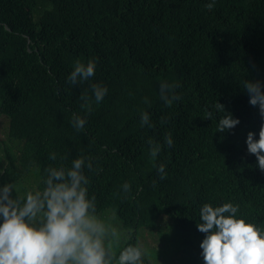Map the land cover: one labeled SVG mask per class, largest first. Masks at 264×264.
<instances>
[{
  "label": "trees",
  "instance_id": "1",
  "mask_svg": "<svg viewBox=\"0 0 264 264\" xmlns=\"http://www.w3.org/2000/svg\"><path fill=\"white\" fill-rule=\"evenodd\" d=\"M211 2L0 0V115L19 145L17 153L1 144L8 162L0 166V189L12 183L13 198L25 197L29 175L32 192L43 191L47 167L92 157L93 168H102L98 174L85 168L97 214L113 207L130 234L117 255L140 246L142 229L159 233L167 219L161 236L179 261L204 264L206 234L197 224L205 203L238 204L236 218L264 229V171L246 144L249 132L259 140L264 118L242 88L243 81L264 84V0H215L209 11ZM89 59L97 60L95 75L68 84L76 61ZM163 82L178 85L182 96L170 107L160 99ZM95 84L108 93L87 114L79 97L84 90L91 95ZM217 102L225 113L216 111ZM144 112L154 128L141 127ZM74 113L87 118L82 132L71 126ZM226 113L240 124L219 133ZM169 132L172 147L164 144ZM149 139L162 145L155 159ZM53 152L56 161L49 159ZM144 264H153L147 254Z\"/></svg>",
  "mask_w": 264,
  "mask_h": 264
},
{
  "label": "clouds",
  "instance_id": "2",
  "mask_svg": "<svg viewBox=\"0 0 264 264\" xmlns=\"http://www.w3.org/2000/svg\"><path fill=\"white\" fill-rule=\"evenodd\" d=\"M215 0L205 5L211 11ZM97 60L89 59L87 64L79 60L67 77L68 84L76 86L95 75ZM178 85L163 82L160 84V99L167 106L182 99L175 89ZM242 88L250 97L249 103L259 109L264 118V84L260 81H243ZM91 95L84 90L79 97L81 106L91 114L92 105L100 104L108 89L100 84L91 86ZM143 103L150 104L147 97ZM215 109L225 113V106L217 102ZM212 119L213 113H207ZM167 123L161 117V124ZM87 124L86 116L73 114L71 126L82 132ZM240 124V120L226 113L218 121L217 132L230 131ZM154 128L147 112L141 114V127ZM256 134L247 135L248 153L255 155L258 167L264 171V125ZM150 156L155 159L162 151V145L149 139ZM164 144L172 147L174 141L167 133ZM49 159L56 161L57 154L50 153ZM87 161V163H86ZM88 171H102L93 168L92 157H79L71 167L49 166L45 169L43 191L27 192L25 197L13 198L15 185L6 183L0 189V264H144L145 250L140 246L128 245L117 255L121 236L117 228L105 223L97 212L96 196L89 197L90 179ZM166 166H158L159 178H167ZM155 183V182H154ZM124 194L131 191V185H122ZM240 206L224 203L213 207L205 203L200 209L201 223L198 231L206 234L200 244L204 264H264V229L236 218Z\"/></svg>",
  "mask_w": 264,
  "mask_h": 264
},
{
  "label": "rangeland",
  "instance_id": "3",
  "mask_svg": "<svg viewBox=\"0 0 264 264\" xmlns=\"http://www.w3.org/2000/svg\"><path fill=\"white\" fill-rule=\"evenodd\" d=\"M9 127L10 120L0 115V166H3L8 162L6 154L4 152V147L1 148V144L3 142H7L8 146L12 149L13 152L18 153L19 151V145L17 143L12 142L8 138ZM0 170L2 169L0 168ZM35 187L36 185L32 181V178L29 175H25V180L23 181L21 190L27 189L28 191H32L33 189H35ZM100 218L104 220L105 223L117 228V230L120 232V244L118 247L115 248V251L117 252L128 241L130 236L129 231L122 229V222L118 218L117 211L113 207L109 208L103 215L100 216ZM167 221L168 220L165 219L162 222V225L159 226V233H154L152 231L142 229L138 234L139 244L144 249H146V254L153 264H182L181 257L179 261V258L176 256L174 249H171L172 244L168 242L166 236H161L164 235L166 231L165 223Z\"/></svg>",
  "mask_w": 264,
  "mask_h": 264
}]
</instances>
